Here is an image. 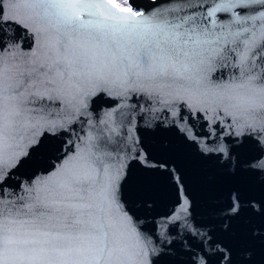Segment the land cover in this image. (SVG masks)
<instances>
[{
	"label": "snow or ice",
	"instance_id": "snow-or-ice-1",
	"mask_svg": "<svg viewBox=\"0 0 264 264\" xmlns=\"http://www.w3.org/2000/svg\"><path fill=\"white\" fill-rule=\"evenodd\" d=\"M0 264H264V0H0Z\"/></svg>",
	"mask_w": 264,
	"mask_h": 264
},
{
	"label": "water",
	"instance_id": "water-1",
	"mask_svg": "<svg viewBox=\"0 0 264 264\" xmlns=\"http://www.w3.org/2000/svg\"><path fill=\"white\" fill-rule=\"evenodd\" d=\"M149 146L158 149L163 143L168 145L167 152L176 160L182 171L186 174L192 194L203 206L209 199L215 197L216 193L209 190L211 178L215 175L213 166L196 157L190 149L181 145L174 137H149ZM140 186L149 191L157 202V210L164 211L173 202L171 190L164 177H144L138 173Z\"/></svg>",
	"mask_w": 264,
	"mask_h": 264
}]
</instances>
